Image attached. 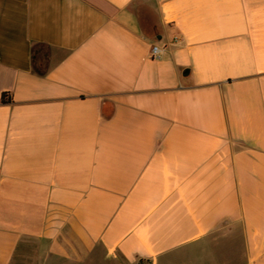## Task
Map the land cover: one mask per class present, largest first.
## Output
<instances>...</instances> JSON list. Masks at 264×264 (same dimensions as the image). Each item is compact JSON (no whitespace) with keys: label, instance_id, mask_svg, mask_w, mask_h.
I'll return each instance as SVG.
<instances>
[{"label":"crops","instance_id":"1","mask_svg":"<svg viewBox=\"0 0 264 264\" xmlns=\"http://www.w3.org/2000/svg\"><path fill=\"white\" fill-rule=\"evenodd\" d=\"M93 255L264 264V0H0V264Z\"/></svg>","mask_w":264,"mask_h":264},{"label":"trees","instance_id":"2","mask_svg":"<svg viewBox=\"0 0 264 264\" xmlns=\"http://www.w3.org/2000/svg\"><path fill=\"white\" fill-rule=\"evenodd\" d=\"M49 56V47L43 44H36L31 48V63L33 70L43 75L46 72L47 60ZM5 95H3L4 99Z\"/></svg>","mask_w":264,"mask_h":264},{"label":"rangeland","instance_id":"3","mask_svg":"<svg viewBox=\"0 0 264 264\" xmlns=\"http://www.w3.org/2000/svg\"><path fill=\"white\" fill-rule=\"evenodd\" d=\"M84 264H111L108 261L104 260L102 256L97 255L96 257L93 255L92 258H89L85 261Z\"/></svg>","mask_w":264,"mask_h":264},{"label":"built area","instance_id":"4","mask_svg":"<svg viewBox=\"0 0 264 264\" xmlns=\"http://www.w3.org/2000/svg\"><path fill=\"white\" fill-rule=\"evenodd\" d=\"M151 56L154 58V59H159L160 56H159V50L157 47H152L151 48Z\"/></svg>","mask_w":264,"mask_h":264}]
</instances>
